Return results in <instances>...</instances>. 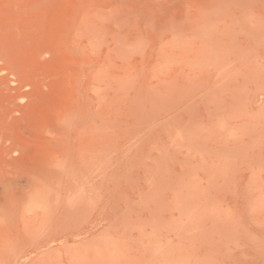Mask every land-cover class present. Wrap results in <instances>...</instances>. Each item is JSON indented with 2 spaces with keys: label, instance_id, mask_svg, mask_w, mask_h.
Returning a JSON list of instances; mask_svg holds the SVG:
<instances>
[{
  "label": "rangeland",
  "instance_id": "obj_1",
  "mask_svg": "<svg viewBox=\"0 0 264 264\" xmlns=\"http://www.w3.org/2000/svg\"><path fill=\"white\" fill-rule=\"evenodd\" d=\"M0 264H264V0H0Z\"/></svg>",
  "mask_w": 264,
  "mask_h": 264
},
{
  "label": "bare ground",
  "instance_id": "obj_2",
  "mask_svg": "<svg viewBox=\"0 0 264 264\" xmlns=\"http://www.w3.org/2000/svg\"><path fill=\"white\" fill-rule=\"evenodd\" d=\"M20 107L23 108L22 106H20ZM21 108H20V110H22ZM26 108H27V107L25 106V108H23V109L25 110ZM2 157H4V156H2Z\"/></svg>",
  "mask_w": 264,
  "mask_h": 264
}]
</instances>
